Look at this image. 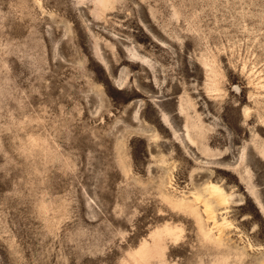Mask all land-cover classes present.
<instances>
[{"label":"rangeland","instance_id":"374dc122","mask_svg":"<svg viewBox=\"0 0 264 264\" xmlns=\"http://www.w3.org/2000/svg\"><path fill=\"white\" fill-rule=\"evenodd\" d=\"M0 264H264V0H0Z\"/></svg>","mask_w":264,"mask_h":264},{"label":"bare ground","instance_id":"6f19581e","mask_svg":"<svg viewBox=\"0 0 264 264\" xmlns=\"http://www.w3.org/2000/svg\"><path fill=\"white\" fill-rule=\"evenodd\" d=\"M214 88V86H213ZM216 90V87L214 88ZM163 124L168 128H170V124L169 122L164 118L163 120ZM189 123H190V120H189ZM192 123V122H191ZM191 125V124H190ZM190 129L192 128V125L191 127H189ZM198 129V128H197ZM188 130V129H187ZM189 132V131H188ZM195 133V132H194ZM192 134V133H191ZM194 135V134H193ZM189 138V137H188ZM191 139V137H190ZM205 191H207V194L208 195H211L213 198H214V201L217 203V204H225L228 200L227 196L224 194L222 188L214 183H212L211 185H206L205 187ZM204 202V207H205V210L206 212L208 213V215H212L213 213V209H212V206L209 202V198H207L206 200L204 199L203 200ZM144 248V247H143Z\"/></svg>","mask_w":264,"mask_h":264}]
</instances>
